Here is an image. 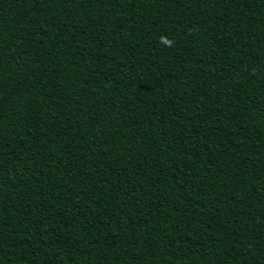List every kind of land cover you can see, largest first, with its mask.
Segmentation results:
<instances>
[{
    "label": "trees",
    "instance_id": "16d2710c",
    "mask_svg": "<svg viewBox=\"0 0 264 264\" xmlns=\"http://www.w3.org/2000/svg\"><path fill=\"white\" fill-rule=\"evenodd\" d=\"M0 264H264V0H0Z\"/></svg>",
    "mask_w": 264,
    "mask_h": 264
},
{
    "label": "clouds",
    "instance_id": "9594fccd",
    "mask_svg": "<svg viewBox=\"0 0 264 264\" xmlns=\"http://www.w3.org/2000/svg\"><path fill=\"white\" fill-rule=\"evenodd\" d=\"M166 43H167V41H166Z\"/></svg>",
    "mask_w": 264,
    "mask_h": 264
}]
</instances>
